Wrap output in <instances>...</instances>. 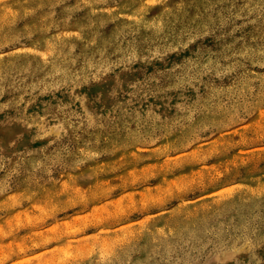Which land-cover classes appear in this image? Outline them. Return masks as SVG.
Returning <instances> with one entry per match:
<instances>
[{"label": "rangeland", "instance_id": "obj_1", "mask_svg": "<svg viewBox=\"0 0 264 264\" xmlns=\"http://www.w3.org/2000/svg\"><path fill=\"white\" fill-rule=\"evenodd\" d=\"M0 264H264V0H0Z\"/></svg>", "mask_w": 264, "mask_h": 264}]
</instances>
